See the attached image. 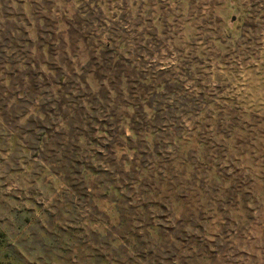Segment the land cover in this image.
Masks as SVG:
<instances>
[{
    "label": "rangeland",
    "instance_id": "374dc122",
    "mask_svg": "<svg viewBox=\"0 0 264 264\" xmlns=\"http://www.w3.org/2000/svg\"><path fill=\"white\" fill-rule=\"evenodd\" d=\"M0 32L40 49L0 82V264H264V0H0Z\"/></svg>",
    "mask_w": 264,
    "mask_h": 264
},
{
    "label": "trees",
    "instance_id": "16d2710c",
    "mask_svg": "<svg viewBox=\"0 0 264 264\" xmlns=\"http://www.w3.org/2000/svg\"><path fill=\"white\" fill-rule=\"evenodd\" d=\"M1 29L2 30L4 29V25H2ZM15 30L17 31V29ZM5 31L12 32L11 29L7 30L6 28H5ZM18 43L32 44V41L29 39H24V38H21V39L20 38H10L9 39V37H4L2 36V34H0V82L9 84L13 81H17V83L23 84V81L26 79V77L25 76L22 77L21 75L17 76V74H19L23 68L33 66L32 63L29 64V62H26L25 58H19L17 60V57H14L15 52H16L15 50H17L18 48L17 47ZM32 49H35L33 53H38L40 50L34 44H32L31 46L30 53H32ZM30 74L31 76L27 82L31 83V85H34L32 82L34 81L35 75H33V72L31 71H30ZM36 74L40 77L44 76V73L38 70V68H37ZM53 85L60 87V85L57 84L56 82H53ZM53 85H52V88L54 87Z\"/></svg>",
    "mask_w": 264,
    "mask_h": 264
}]
</instances>
